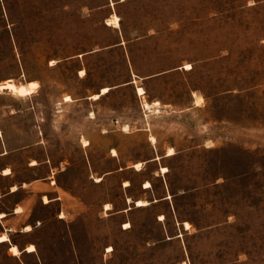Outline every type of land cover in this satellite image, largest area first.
Returning a JSON list of instances; mask_svg holds the SVG:
<instances>
[{
	"label": "rangeland",
	"instance_id": "rangeland-1",
	"mask_svg": "<svg viewBox=\"0 0 264 264\" xmlns=\"http://www.w3.org/2000/svg\"><path fill=\"white\" fill-rule=\"evenodd\" d=\"M7 78L39 87L6 139L59 167L41 264H264V0H0Z\"/></svg>",
	"mask_w": 264,
	"mask_h": 264
},
{
	"label": "crops",
	"instance_id": "crops-1",
	"mask_svg": "<svg viewBox=\"0 0 264 264\" xmlns=\"http://www.w3.org/2000/svg\"><path fill=\"white\" fill-rule=\"evenodd\" d=\"M139 87L142 86L136 87L137 92ZM96 93H99L96 97L99 98L105 92ZM144 93L145 89L139 94ZM92 95L90 97L96 99ZM145 102L151 107L157 105L156 102L160 104L158 100L152 104L144 100V106ZM0 130V264H28V258L41 264L38 242L34 237H37L36 229L44 219L35 213V203L51 204L60 198L55 180L59 167L46 152L44 139L14 147L6 139L3 129ZM4 236L8 239H1ZM29 244L36 248L28 250ZM13 245L18 247L19 253L12 252Z\"/></svg>",
	"mask_w": 264,
	"mask_h": 264
},
{
	"label": "bare ground",
	"instance_id": "bare-ground-1",
	"mask_svg": "<svg viewBox=\"0 0 264 264\" xmlns=\"http://www.w3.org/2000/svg\"><path fill=\"white\" fill-rule=\"evenodd\" d=\"M107 23H113L115 25H118L119 20H118L117 15H113V17L107 18ZM190 67H191V64L190 63H186L185 68H190ZM38 87H39V85H38V82L36 80H29V81L26 82V84H22V83L17 84L12 78H7V79H5L3 81H0V90H9V91H11V92H13L14 94H17V95H29V94H32V93L37 91ZM108 89H109V87L105 86V87L102 88L101 92H106ZM138 92L139 93H143L144 89L142 87H139L138 88ZM98 96H99V93H95V94L92 95V97H95V98L98 97ZM64 99H65V101H69V100L72 99V97L70 95H65ZM200 99H202V97H199L197 99V101H199ZM156 104L159 105L158 102H156ZM145 106L147 108L151 107L150 104H148L147 102H145ZM0 134H1V131H0ZM152 139H154L153 136H152ZM87 143H88V141H85L84 144L86 145ZM115 153H116L115 149H113V154H115ZM171 153H173V148L170 147L168 149V154H171ZM140 164H141L140 162H137L135 164V166L137 168H140ZM163 170H167V168L165 166H163ZM98 179H100V178H97V180ZM128 183L129 182H126V184H128ZM150 185H151L150 181H146L145 186L148 187ZM127 200H128V202L132 201L130 196L128 197ZM135 202H136V205L142 206V205H146L148 203V200H146V199H137ZM105 207H106V209H110L111 208L110 203H106ZM160 217L162 218L163 216H160ZM184 223H185L186 227L190 226L189 221H185ZM26 227L28 229H30L29 226H26ZM1 239L7 240L8 237L4 236ZM35 248L36 247H35L34 244H29L27 246V249L30 250V251L34 250ZM110 249H111V247H108V250H110ZM11 250L15 254L19 253V249H18V247L16 245H13Z\"/></svg>",
	"mask_w": 264,
	"mask_h": 264
}]
</instances>
